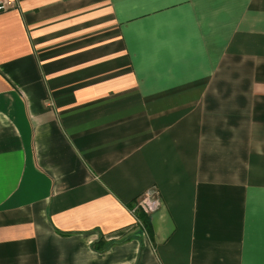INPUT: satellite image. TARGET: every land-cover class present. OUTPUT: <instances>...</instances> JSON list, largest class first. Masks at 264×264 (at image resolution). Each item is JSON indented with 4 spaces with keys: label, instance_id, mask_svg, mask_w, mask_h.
Instances as JSON below:
<instances>
[{
    "label": "crops",
    "instance_id": "0c3cea01",
    "mask_svg": "<svg viewBox=\"0 0 264 264\" xmlns=\"http://www.w3.org/2000/svg\"><path fill=\"white\" fill-rule=\"evenodd\" d=\"M9 1L0 264H264V0Z\"/></svg>",
    "mask_w": 264,
    "mask_h": 264
},
{
    "label": "built area",
    "instance_id": "2783aa9c",
    "mask_svg": "<svg viewBox=\"0 0 264 264\" xmlns=\"http://www.w3.org/2000/svg\"><path fill=\"white\" fill-rule=\"evenodd\" d=\"M12 7L13 6L9 0H0V15L9 11ZM160 208L161 200L159 192L155 187L149 188L135 200L134 211H141L146 215L153 214ZM139 225L142 224L140 223ZM142 231L144 230L142 229Z\"/></svg>",
    "mask_w": 264,
    "mask_h": 264
},
{
    "label": "trees",
    "instance_id": "16d2710c",
    "mask_svg": "<svg viewBox=\"0 0 264 264\" xmlns=\"http://www.w3.org/2000/svg\"><path fill=\"white\" fill-rule=\"evenodd\" d=\"M137 218L139 219L140 223L142 224L144 230H146L148 236L151 238V223H150V219L149 216L146 215L145 213L138 211L137 212ZM64 235H67L69 233H62ZM151 235V236H150ZM130 240V237L125 238L122 241L119 242H123V241H128ZM114 244V241H109V242H105L104 239L101 237L99 238L95 243L92 244V248L93 250L97 251V252H105L109 247H111Z\"/></svg>",
    "mask_w": 264,
    "mask_h": 264
}]
</instances>
